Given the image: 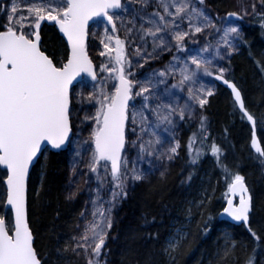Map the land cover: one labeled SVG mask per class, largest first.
<instances>
[{
	"label": "trees",
	"instance_id": "trees-1",
	"mask_svg": "<svg viewBox=\"0 0 264 264\" xmlns=\"http://www.w3.org/2000/svg\"><path fill=\"white\" fill-rule=\"evenodd\" d=\"M8 2L0 0V31L6 30ZM206 3L214 14L225 13L222 0ZM238 19L241 47L226 64V77L240 89L264 150V0ZM40 34L42 50L62 67L69 50L60 33L43 24ZM180 137L164 176L135 184L122 201L94 264H264V157L252 151V127L231 93L218 85L199 125L184 120ZM213 145L219 149L215 154ZM67 173L63 150L42 155L30 175L29 225L41 264H87L73 251L83 202L81 196L65 197ZM235 175L244 178L253 200L248 228L221 215ZM5 177L0 168V216ZM6 218L11 225L9 212ZM177 230L181 235L171 244Z\"/></svg>",
	"mask_w": 264,
	"mask_h": 264
},
{
	"label": "rangeland",
	"instance_id": "rangeland-1",
	"mask_svg": "<svg viewBox=\"0 0 264 264\" xmlns=\"http://www.w3.org/2000/svg\"><path fill=\"white\" fill-rule=\"evenodd\" d=\"M121 1L120 10L113 15L114 31L100 21L95 22L89 30L87 49L96 67L98 81L94 83L84 79L73 89L71 99L73 136L67 148L68 173L63 193L69 200L82 197L83 211L77 223L73 251L79 261L87 264L89 260L94 264L98 256L93 255L91 248L85 253L83 248L77 247V244L92 240L91 231L88 233L89 241L80 238L86 226L94 220L93 211L97 206H101L110 218L111 227L104 229L105 243L117 222V213L122 201L130 194L135 184L162 177L167 172L181 146L180 136L184 120L199 125L205 107L216 91L214 75H226V64L240 51L241 32L238 18L251 15L260 2V0H222L225 13L216 15L207 5L206 0H203V3L200 0ZM59 2L60 0H9L5 7V28L9 25L8 17L12 15L11 8L14 3L18 9L14 15L29 16L27 21H22L24 24L22 31L31 34L37 29L31 24L35 17L31 16L27 9ZM181 5H187V10L177 15L176 8ZM193 8L203 15L197 16L192 11ZM161 16L164 17L163 20ZM204 17H207V20ZM45 20L40 22V26ZM196 26H201L202 31L195 32ZM231 27H236L238 31L229 33L226 43L224 33ZM158 28L160 31L157 32ZM149 30L155 35H149ZM176 32L188 33L180 42V49L177 48L178 41L174 38ZM33 36L30 35V38ZM116 37L122 42L123 67L133 83V92L134 85L135 93L140 92L144 87L149 89L142 95H135V98L133 95L129 108L127 144L121 162V172L124 177L122 189L115 186L109 163L99 161L95 165L97 169L95 172L90 168L95 155L92 133L96 127L94 117L100 108L98 101L102 100L104 95L110 96L115 92L119 66L115 60ZM192 57L211 60L209 69L213 75L203 74V69L197 70L196 65L191 63ZM105 66L116 70L101 71ZM184 69H187L185 74L195 71L197 75L181 84ZM161 72L165 75L161 76ZM189 88L207 100L203 107L189 99ZM206 90H211L212 95L208 96ZM133 112L140 113L146 118L141 121V116L138 115L137 122L133 124L131 121ZM181 112L184 115L183 119L180 118ZM141 145L144 146V151H141ZM172 148L176 149L174 153L170 151ZM137 175L141 179H134ZM113 192L118 195L114 197ZM177 232L178 234L170 240L171 244L181 235L179 230Z\"/></svg>",
	"mask_w": 264,
	"mask_h": 264
},
{
	"label": "snow or ice",
	"instance_id": "snow-or-ice-1",
	"mask_svg": "<svg viewBox=\"0 0 264 264\" xmlns=\"http://www.w3.org/2000/svg\"><path fill=\"white\" fill-rule=\"evenodd\" d=\"M200 2L203 3V0ZM121 6V0H60L59 3L27 9V12L35 17L31 22L35 29H39L40 22L47 19L54 21L67 37L71 56L61 68L55 66L53 61L40 50L38 33L26 34L22 31L24 27L22 21H27L29 16L14 15L18 9L15 3L12 5V15L8 17L9 25L5 31H0V166L7 170L5 180L7 205L12 210L14 221L9 225L5 217L0 216V264H41L33 247V236L25 212V178L29 165L41 151L42 145L50 144L53 148H60L68 139L71 131L68 90L72 80L80 73H88L93 79L96 78L84 46L89 19L103 16L112 23L113 15L109 10H117ZM186 10L187 5H181L176 8V14L179 15ZM165 11L167 13V7ZM192 11L197 16L203 15L195 8ZM204 18L207 20V17ZM163 19L164 17L161 16V20ZM113 30H115L114 24ZM201 31V26L195 27V32ZM237 31L236 27L227 29L224 33L225 42L227 43L229 33ZM148 34L155 35L151 30ZM30 35H35L36 39H31ZM186 35H188L186 32L175 33L174 38L178 41V49L181 48L180 42ZM115 60L120 66L119 85L115 88L114 94L104 95V98L98 101L100 108L94 117L96 127L92 133L95 155L90 168L95 172L97 170L95 165L99 161L110 162L113 182L117 188L122 189L124 177L121 172L120 153L126 142L125 127L130 119L128 102L133 94L132 82L124 74L122 42L119 39L116 40ZM191 63L196 65L197 70L203 69V74L213 75L209 69L211 60L192 57ZM105 70L115 71L116 69H108L107 66L101 68V71ZM185 73L187 69L182 70L181 84L192 80L197 75L195 71L191 74ZM160 75L164 76L165 73L161 72ZM215 78L222 77L217 75ZM229 87L232 88L235 100L244 111V115L249 121H253V116L244 109L239 90L232 84H229ZM148 91L149 89L144 87L135 95H142ZM188 92L189 99L198 102L201 107L207 103L206 99L194 93L191 88ZM206 94L212 95L211 90H206ZM138 115L141 116V121L146 118L140 113L133 112L131 114L133 124L137 122ZM180 118H184L183 112L180 113ZM253 147L264 156V150L257 146L255 138ZM144 150V146L141 145V151ZM170 151L174 153L176 149L172 148ZM218 151L219 149L213 145V154ZM134 179L139 180L141 177L137 175ZM229 191L233 195L239 194V204L234 206L232 199H228V206L224 209V213L235 221L247 223L250 197L246 198L248 190L241 175H235L229 185ZM117 195L118 193L113 192L114 197ZM92 215L93 222L86 226L80 238L83 241H89L88 233L91 231L92 240L88 243H78L77 247L83 248L85 253L91 248L93 255L99 256L104 243V229L111 227V221L101 206H97ZM97 216L99 219H95ZM89 264H93L92 260H89Z\"/></svg>",
	"mask_w": 264,
	"mask_h": 264
},
{
	"label": "water",
	"instance_id": "water-1",
	"mask_svg": "<svg viewBox=\"0 0 264 264\" xmlns=\"http://www.w3.org/2000/svg\"><path fill=\"white\" fill-rule=\"evenodd\" d=\"M121 3H122V1H121ZM118 10H119V9H117V10H111V9H110L109 12H110L111 14H114V13H116ZM97 20L106 21L110 26H113V21H112V23H109L108 20H107L105 17H103V16H95V17H92L91 19H89V21H88V23H87V28H86L87 35H86V37H85L84 46H85V51H86V53H87V55H88V58H89V60L91 61V64H92V67H93V71L95 72V76H96V67H95L94 63L92 62V60H91V58H90V56H89V54H88V52H87V43H88V38H89L88 33H89V30H90V27H91V26L94 24V22L97 21ZM45 22H46V24H48V25H54L55 28H56V30H57V31L60 33V35L62 36V38H63V40L65 41V43L67 44V47H68V50H69V56H68V59H69V57L71 56V47H70V45H69V43H68L67 37H66V36L60 31L59 26H58L54 21H49V20L46 19ZM36 33H38V35H39L38 46H39L40 50H41L45 55H47V54L42 50V48H41L42 38H41V34H40V29H38V30L36 31ZM35 39H36V37L34 36V37H33V40H35ZM47 56H48V55H47ZM48 57H49V56H48ZM49 58H50V57H49ZM50 59H51V58H50ZM51 60H52V59H51ZM67 61H68V60H67ZM67 61H66V63H67ZM66 63H65V64H66ZM65 64H64V65H65ZM64 65H63V66H64ZM63 66H62V67H63ZM62 67H61V68H62ZM218 75H220L222 78H221V79H216V78H215V81L217 82L218 85H220V86L226 88V89L231 93V95H232V97H233V100H234V102L236 103V105H237L239 111L244 115V111L241 110L239 104L236 102L235 97H234V94H233V92H232V88L229 87V84L234 85V86L239 90V92H240V94H241V98H242L243 104H244V109L247 110L246 107H245V103H244L243 95H242L240 89L236 86V84H235L233 81L228 80L224 75H221V74H218ZM216 76H217V75H216ZM216 76H215V77H216ZM84 77H89V78L93 79L92 76H90L88 73H80L79 75H77V76L72 80L71 84L69 85V90H68V91H69V122H70L71 131H70V133H69L68 139L65 141V143H64L63 145H61L60 148H53L50 144L42 145V147H41V151L37 153V156L33 159L32 163L29 165L28 173H27V176H26V178H25V212H26V220H27V223H28L29 228H30V225H29V215H28V202H29V179H30V175H31V173H32L33 168H34V167L36 166V164L38 163L40 157H41L42 155H44L46 152H48V151L59 152V151L67 150V148H68V146H69V144H70V141H71V139H72V136H73L72 123H71V119H70V111H71V94H72L73 89H74L77 85L80 84V82L82 81V79H83ZM93 80H95V79H93ZM225 81H227V83H225ZM118 85H119V83H118ZM131 101H132V99L129 100V102H128L129 105L131 104ZM247 112H248V111H247ZM248 113H249V112H248ZM249 114H250V113H249ZM246 117H247V116H246ZM248 121H249V120H248ZM249 123H250V125H251V127H252L251 149H252V151H253L256 155H259V156H261V157H264V156L260 155L259 152L256 151V148L253 147V139L255 138V140H256V142H257V146L260 147V148L263 150L262 144H261L260 139H259V137H258V132H257V128H256V125H255V119H254L253 121H249ZM126 125H127V122H126ZM125 131H126V127H125ZM125 138H126V132H125ZM125 145H126V142H125ZM94 146H95V144H94ZM124 150H125V146H124V148L122 149V151H121V153H120V155H121V162H122V158H123ZM100 162H101V161H100ZM105 162L109 163L110 166H111V163H110V162H108V161H105ZM0 168L6 171V177H5V179H4V187H5V190H6V198H5V204H4V212H5V213H4V216H3V217H5V219H6V221H7V218H6V217H7L8 212H10V213H11V217H12V222H13V221H14V216H13L12 210H11L10 206L7 205V185H6V183H5V180H6V178H7V170L4 169L2 166H0ZM244 184H245V186L247 187V190H248V191H247V194H246V198L250 197V211H249V213H248L249 219H248L247 223H245L244 221H235V220H233L231 217L227 216V214L224 213V209L228 206L227 202H226V204H225V207H224L223 211L221 212V215H222V217H223L224 219H226V220H228V221H230V222H232V223H234V224H236V225H243L245 228H248L249 225H250V218H251V214H252V211H253V200H252V197H251V194H250L249 188H248V186H247L245 180H244ZM228 199H232V201H233V205L235 206V205H238V204H239L240 196H239V194L233 195V193H231V192L229 191V197H228ZM227 201H228V200H227ZM30 230H31V228H30ZM31 233H32V236H33V232H32V230H31ZM33 247H34V236H33ZM34 249H35V247H34ZM35 251H36V249H35ZM36 253H37V251H36ZM37 255H38V254H37ZM38 257H39V256H38ZM39 259H40V258H39Z\"/></svg>",
	"mask_w": 264,
	"mask_h": 264
},
{
	"label": "flooded vegetation",
	"instance_id": "flooded-vegetation-1",
	"mask_svg": "<svg viewBox=\"0 0 264 264\" xmlns=\"http://www.w3.org/2000/svg\"><path fill=\"white\" fill-rule=\"evenodd\" d=\"M122 4V3H121ZM118 12V11H117ZM116 12V13H117ZM116 13H114V14H116ZM114 14H112V15H114ZM96 22H98V21H96ZM100 22H102V23H104L105 25H107L108 27H109V29L111 30V31H114L113 30V26H110L106 21H100ZM95 24V23H94ZM93 24V25H94ZM113 24H114V22H113ZM92 25V26H93ZM117 39H119L118 37H116V40ZM120 41H121V39H119ZM88 41H89V38H88ZM88 50V49H87ZM119 67L120 66H118V70H117V76H116V83H115V88L118 86V83H119V79H118V71H119ZM124 74H125V76H126V78L129 80V81H131V79H129L128 77H127V75H126V71H125V69H124ZM216 75V74H215ZM215 75H214V77H215ZM84 79H89L91 82H97L98 81V78H97V75H96V78H95V80H93V79H91V78H89V77H85V78H83V80ZM82 80V81H83ZM215 80V79H214ZM132 82V81H131ZM216 82V81H215ZM216 85H217V82H216ZM218 86V85H217ZM217 86H216V89H217ZM87 91H89V90H87ZM135 85H134V92H133V83H132V94L134 95V98H135ZM72 95H73V93L71 94V99H72ZM133 95H132V100H133ZM131 103H132V101H131ZM130 108V107H129ZM71 110H72V100H71ZM70 119H71V123H72V116H71V111H70ZM127 123H128V121H127ZM73 129V128H72ZM126 129H127V125H126ZM126 132V131H125ZM126 144H127V134H126ZM125 148H126V145H125Z\"/></svg>",
	"mask_w": 264,
	"mask_h": 264
},
{
	"label": "bare ground",
	"instance_id": "bare-ground-1",
	"mask_svg": "<svg viewBox=\"0 0 264 264\" xmlns=\"http://www.w3.org/2000/svg\"><path fill=\"white\" fill-rule=\"evenodd\" d=\"M243 226V225H242Z\"/></svg>",
	"mask_w": 264,
	"mask_h": 264
}]
</instances>
